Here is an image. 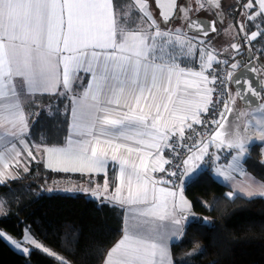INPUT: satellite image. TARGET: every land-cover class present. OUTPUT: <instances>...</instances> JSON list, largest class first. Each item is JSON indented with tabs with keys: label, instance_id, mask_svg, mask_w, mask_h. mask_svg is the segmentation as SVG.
Here are the masks:
<instances>
[{
	"label": "snow or ice",
	"instance_id": "1",
	"mask_svg": "<svg viewBox=\"0 0 264 264\" xmlns=\"http://www.w3.org/2000/svg\"><path fill=\"white\" fill-rule=\"evenodd\" d=\"M156 3L167 22L176 0L166 3L156 0ZM134 4L142 14L139 22L132 4L126 0H117L115 4L114 0H0V113L6 114L0 119L11 125V130L0 131V142L15 137L25 144L23 137L28 132V118L39 115L31 111L25 113V108L30 109L34 102L29 97L37 92L54 91L60 86L64 89L61 94L66 96L82 79L80 73L90 74L87 87L71 101L76 138L69 136L66 147H49L44 151L58 156L63 165L58 170L92 172L105 168L111 152V159L120 164L121 186L127 182L129 202L147 206L138 213L145 219L129 226L122 239L108 251L105 264H173L168 240L181 231V220L188 219L185 213L191 205L182 192L177 202L176 191L157 188L156 184L171 181H157L149 171L164 172L163 165L171 163L162 157L164 149L173 148L169 141L178 135L182 142L186 127L191 129L193 123H203L200 114H208L215 92L209 85H214L217 80L216 76L209 78L205 72L212 68L213 61L217 64L222 61L202 49L200 71L181 67L180 61L194 56L195 48L182 38L179 30L175 34L162 31L146 0H134ZM257 4L258 11L250 12L247 19L254 21L259 17L264 23V0H257ZM214 6L219 7V3ZM243 7L254 9L256 5L253 0H247ZM144 20L148 21L147 26H144ZM198 24V21H192L189 27ZM256 27L259 29V25ZM244 30L241 24L240 31ZM197 31L206 37L209 30L201 26ZM211 31H215V22ZM261 36L264 32L253 31L246 34V40L251 43ZM231 47L239 50L236 44ZM239 63H233L231 68L235 70ZM182 77L192 79H184L182 87ZM226 78L239 86L237 94L241 98L248 92L257 94L253 85L241 77L228 73ZM80 86L83 87L82 83ZM189 89H195V93H190ZM193 95L194 98H188ZM221 103L224 108L219 117L210 121L217 125L211 136L212 142L227 135L222 131L227 120L225 113L231 112L229 104L234 103V98ZM189 120L192 123H187ZM258 131L264 139V127H258ZM234 135L236 139L229 141L227 146L239 151L231 157L228 169L240 168L245 156L239 131ZM201 143L202 147L199 146ZM194 147H198L200 154L189 155L183 162L189 177L200 167L195 161L208 154V143L198 142ZM144 149L148 151L141 155ZM118 153L123 155L118 156ZM134 154L138 163L131 159ZM28 155L32 156L31 151ZM146 156L157 159L151 169ZM215 159L219 160V157ZM2 160L0 154V162ZM189 161L193 162L191 166ZM217 174L225 180L231 178L226 170H218ZM241 174H244L243 170ZM168 175L176 177L178 174L169 172ZM2 176L0 173V183ZM149 185L152 186L151 200ZM259 187L260 192L255 194L264 196V184ZM116 191L120 193L121 188ZM228 196L232 197L233 193ZM168 198H173L171 209ZM0 238H4L3 233ZM24 239L28 241L30 237L26 235ZM11 242L20 247L18 242ZM30 242L40 247L34 240ZM23 251L27 253L29 249L25 247Z\"/></svg>",
	"mask_w": 264,
	"mask_h": 264
},
{
	"label": "trees",
	"instance_id": "2",
	"mask_svg": "<svg viewBox=\"0 0 264 264\" xmlns=\"http://www.w3.org/2000/svg\"><path fill=\"white\" fill-rule=\"evenodd\" d=\"M131 1L126 0L129 4ZM246 1L239 2L241 7ZM238 15L235 7L230 9L233 19ZM255 30L264 32V23L259 17L254 21L247 20V33ZM243 46L246 48V43ZM249 48L254 56H261L264 66V36L249 43ZM246 52L243 51L242 56L247 57ZM63 92L36 94L32 97L31 108H25L26 114L29 111L39 113L28 118L31 143L47 146L66 141L71 98L69 93L62 95ZM244 167L264 181V159L259 142L250 147ZM65 176L92 186L101 185L106 177L104 174L54 171L38 161L19 177L0 184V198L4 201L0 227L20 238L28 226L37 238L65 259L54 258L36 248L26 255L0 238V264L104 262L110 248L122 236L124 209L103 199L97 202L78 192H56L50 188L53 181ZM107 176L115 185L116 170L113 167ZM185 191L192 210L205 215L209 223L188 222L183 236L172 244L174 264H264V196L250 198L234 193L228 184L206 168L186 183ZM229 193L233 196L229 197Z\"/></svg>",
	"mask_w": 264,
	"mask_h": 264
},
{
	"label": "crops",
	"instance_id": "3",
	"mask_svg": "<svg viewBox=\"0 0 264 264\" xmlns=\"http://www.w3.org/2000/svg\"><path fill=\"white\" fill-rule=\"evenodd\" d=\"M238 1H240V0H176L175 8L171 10V17L167 22H165L161 16V8L157 6L156 0H146V2L148 4V9L152 14L153 19H155L157 21V23L159 24L160 29L162 31H167V32H170L173 34H175L177 32V30H179V33L181 34L182 38H185L189 42H191V44H194L193 47L196 50V54L194 56L199 54L200 46L202 45V48H203V46H205V48H207L208 51L212 52L215 55L216 59L219 61H223L217 57V56L221 55V56H230L232 60L235 59V60H238V62H239L240 58H242L241 57L242 52L247 51L246 54H248V51L250 49L249 48V42L246 40V34L247 35L251 34V33H247V31H246L247 20H248L247 16L250 12L258 11V4H257V0H253V3H254V5H256V7L254 9H245L244 7H241V5ZM164 2L166 3L167 0H164ZM205 2L206 3L208 2L210 4V7L206 6ZM217 2L219 3V7L214 6L215 3H217ZM154 3H155V5H154ZM246 3H247V1L245 2V4ZM114 4H115V2H114ZM131 4L133 6L132 11L134 12L135 17L137 18V21L139 22V19L142 16V14L139 13L138 10H136L134 0L131 1ZM201 5H203V7H201ZM234 7H235V10H238V13H239L237 19H233L230 16V9L234 8ZM117 11L119 13V9H117ZM192 21H198L199 24L193 25L190 28L189 24ZM213 22H215V31H211V26H212ZM143 23H144V26H147L148 21L144 20ZM241 24L244 25L245 30L243 32L240 31V25ZM201 26L204 29L209 30L208 35L206 37L203 35V33L201 31H197V28L201 27ZM255 31H259V30H255ZM173 38H174V36H173ZM201 41H203V43H201ZM244 43H246V48H244V46H243ZM232 44L238 45L239 50L233 49L231 47ZM194 56L188 58L186 61L182 59L180 61V66L185 67L187 69H191L193 71H200L201 70L200 59H199V57H197V56L194 57ZM254 62H256V61H254ZM214 63H215V61H213V64ZM232 64L233 63L230 62L229 65L231 66ZM242 68L243 67L238 69V71L234 74V77H241L242 79H244L246 81V83L252 84L253 87L255 88L257 94L254 97H250V94H252V93L248 92L244 96V98H241L240 95L237 94V90H238L239 86L236 83L232 82L231 99H232V95H234V93H235V96H237V98H238L236 105L240 106L242 104H245V102L250 103L249 98L251 100H254L255 103H260L264 99V87H263L262 77H261L259 70L264 72V66L262 65L261 62L257 61L256 64L253 63L250 66L248 72H245ZM252 69H254V70H252ZM208 70L205 72L206 75H209ZM80 76L82 79L80 81H77L76 84H74V86H73V90L71 92H69L71 101L75 96H78L87 87V85L90 81V74L80 73ZM209 78H210V76H209ZM184 79H192V78L182 77L181 78L182 87H183V80ZM81 83H82L83 87L80 86ZM209 86L211 87V85H209ZM60 91H64L62 86L58 87L54 91H49L47 93L52 94V93H57ZM188 91L190 93H193V94L195 93V89H189ZM40 93H42V92H37L34 95L40 94ZM33 96L29 97V99H32ZM181 96L183 98V94H181ZM188 98H194V95L189 96ZM71 108H72V103H71V107H70V120H69L68 137L73 136L74 138H76L74 136V133L76 130L72 128L73 117L71 115ZM202 114L203 113L200 114V117L202 116ZM3 115H6V114L0 113V116H3ZM227 115H226V117H227ZM187 123H192V121L189 120ZM193 125H194V123H193ZM29 129L30 128H29V121H28V132L23 137L25 144H21L19 142V139L15 138V137H8V138H6V140L4 142H0V154H2V156H3V160H2V162H0V173H3V176H2L3 182L2 183L19 177L20 174H22L24 171H28L30 169V166L32 163L38 162V161H42L47 168L54 170V171H61V172H65V173H80V174H86V175L104 174V175H106V177L104 178L102 184L92 186L90 193L94 192V191H100L101 192V199H103L104 201H108V202H111V203H114V204H117V205H120L121 207H123V209H124V228H123V233H122V236L120 237V239H122L125 231L129 228L130 225H134V224L138 223L139 221H141L142 219H145V218L139 217L138 213L145 210V208L147 206L142 205V204H138V203L134 204V203L129 202L127 182L125 181V184L123 186H121L120 180H119L120 164H119L118 160L113 161L111 159V152H109V156L107 158V163H106L105 168L103 170H100L99 172H92V171H88V170H84V171L58 170V169L63 168V165L59 162L58 156L54 153L49 154V153L45 152L44 149L49 148V147H66L68 137H67L66 141L61 145H47V146L37 145V144H33L29 141V137H28ZM5 130H11V125H9L6 120L0 119V131H5ZM175 137L179 138L178 135ZM221 139L224 140L223 144L220 143ZM229 141L230 140L226 136H222L221 138L217 139L215 142H212V141L209 142L208 143V154L211 152H214V151L216 152V151L221 150V149H229V150H232V152H233L232 156L237 155L238 152L236 150L230 149V148H228V146H226ZM128 143H132V142H128ZM203 143H206V142L203 141ZM223 145H225V146H223ZM37 146H39V147H37ZM133 146H135V145H133ZM199 146H202V143ZM219 146H221V147H219ZM196 148H198V147H196ZM167 149L163 150V153H162L163 159H167V154H166ZM29 151H31L32 156L28 155ZM147 151H148V149H144V152H142L141 155H143ZM152 151H153V153L155 152V150H152ZM194 152H195V150L193 151V153ZM247 153L248 152L245 153L244 158L240 162V168L228 169L226 165L217 164L214 168V175L218 179L223 180L226 184H228L234 193H238V194H241L243 196L250 197V198L255 197V196H262V195L255 194V193L260 192L261 189H260L259 185L264 184V181L257 178L256 176H254L252 173L247 171L244 167V161L247 157ZM194 154H196V152ZM117 155L121 156V155H123V153H118ZM189 155L190 154L188 153L186 159L188 158ZM262 156L264 157V151H262ZM131 159L136 160L137 163L139 162L136 154H134L131 157ZM146 160L148 162L149 169H151L153 166H155L157 164V159L155 158V156H153V157H147L146 156ZM191 163L193 164L192 161H189V166H191ZM195 163L199 164L200 162L196 161ZM5 164L7 165V167H5ZM49 164H51V167H49ZM165 165H163L164 168H165ZM112 167L116 170V183H115V185L111 184V180L107 176L109 169ZM204 168H206L205 163H204L203 167L201 168V170H203ZM218 170H226V171L230 172L231 178L228 180H225L222 176L217 174ZM241 170H243V172H244L243 175L241 174ZM161 173L162 172H160V171H155V172L149 171V175L151 177H154L157 181H159V180L166 181L161 176ZM197 173L198 172L196 170V172L194 174H191L190 177L187 176L185 174V166H184V171H183L182 177L179 180V182H177L176 184H169V183L159 184L158 183V184H156V187L157 188L164 187V188H167L169 190L176 191L177 197L175 199L177 202L179 201V196L182 192L184 198L191 205L190 199L186 195L185 186L189 180H191L195 175H197ZM252 181H255V184H253ZM2 183H0V184H2ZM105 183H107V190H105ZM118 187L121 188L120 193H117V191H116ZM151 187L152 186L149 185V189H150L149 199L150 200H151ZM133 190H135V189H133ZM248 193H254V194L249 196ZM117 197H119V200H117ZM120 200H122L124 202L121 203V202H119ZM172 201H173V198H168L169 209H171ZM192 211L193 210H192V205H191V207L187 210L185 215H188V213H190ZM3 213H4V207H1V205H0V216ZM188 222H189L188 219L187 220H181V225H180L181 231L179 233H177L175 236H170V238L168 240V246L170 249L172 260H173L172 244L175 241L179 240L183 236ZM170 228H171V226H170ZM102 264H105V260ZM173 264H174V261H173Z\"/></svg>",
	"mask_w": 264,
	"mask_h": 264
},
{
	"label": "rangeland",
	"instance_id": "4",
	"mask_svg": "<svg viewBox=\"0 0 264 264\" xmlns=\"http://www.w3.org/2000/svg\"><path fill=\"white\" fill-rule=\"evenodd\" d=\"M154 5H155V3H154ZM205 5L210 7V4L208 2L207 3L205 2ZM190 44H191V42H190ZM191 45L194 46V44H191ZM202 49L207 50V48H205V46H203V48H202V45H201L200 50H202ZM199 53H200V51H199ZM196 56L199 57V54ZM196 56H194V57H196ZM217 57L223 61H227V63H226L227 65H229L230 62L231 63H237L238 62V60H235V59L232 60L230 56H221L220 55ZM259 72L261 74L263 87H264V72H262L260 70H259ZM254 96L255 95L250 94V97H254ZM232 98H234V103H231V105H230L231 112L227 113L228 114L227 120L225 123V128L223 129V131L227 133L226 137L230 141H234L236 139L234 134L238 130L240 133V137L242 138L243 143L245 145V153L249 151L250 146H252V144L255 142H259L261 144L262 151H264V139H261L260 131H258V127H264V99L260 103H255L254 100H251L249 98L250 103L245 102V104H242L239 106V105H236L238 98H237V96H235V93H234V95H232ZM258 121L260 122V125L257 124ZM205 142L206 143L211 142V138L205 140ZM221 146H219V147H221ZM223 146H225V145H223ZM195 148H194V150L196 152V155H199L200 153L198 151V148H196V149ZM230 149H234L237 152L239 151V149H237L235 147L230 148ZM194 150L189 152V154L190 155L194 154L195 153V152L193 153ZM222 150H224V149L218 150L216 152L214 151L211 153H213L216 156L218 154V152H221ZM226 150H229V149H226ZM207 153H208V149H207ZM206 157H207V155H204L202 160H197L198 162H200L199 163L200 167L197 169L198 173L201 171V168L203 167L204 163L206 162ZM191 165H192V163H191ZM50 188L56 192H64V193H76V192H78V193L84 194L86 196L87 194H90V190L92 188V185L89 184L88 182H80L75 177L65 176V177L60 178L56 181H53L50 185ZM0 205H1V207H4V201L2 198H0ZM0 233L4 234V239L9 243V245L12 248H14L15 250H17L23 254L27 255L30 253V251L33 248H36L42 252L49 254L50 256H53L54 258H58L61 260L65 259L60 253H58L56 250H54L51 246H49L47 243H45L41 239L37 238L30 231L28 226H26V228L24 230V234L20 238L13 236L10 232H8L6 229H4L2 227H0ZM26 235L30 237V240H34L36 242V244H39L40 247L39 248L35 247V245L32 244L30 242V240L26 241L24 239V237ZM7 238H11V240H9ZM11 241L18 242L20 244V247H16L15 244H13ZM25 247H27L29 249V251L27 253H25L23 251V249ZM44 249H47L48 251L46 252V251H44Z\"/></svg>",
	"mask_w": 264,
	"mask_h": 264
},
{
	"label": "built area",
	"instance_id": "5",
	"mask_svg": "<svg viewBox=\"0 0 264 264\" xmlns=\"http://www.w3.org/2000/svg\"><path fill=\"white\" fill-rule=\"evenodd\" d=\"M264 54V52H263ZM247 56V55H246ZM260 55L253 56V61L260 60ZM244 60V63L239 65L235 70L231 68L230 65H227L225 63H219L216 62L212 65V68L208 70V74L211 78V76H216L217 80L214 85H211V87L215 88V92L212 95L213 104L209 106V112L207 115L204 113L200 117V119L203 121L202 124H194L191 129L186 128L184 133V139L181 142L178 137L172 138L169 143L173 144V148L167 149V159L171 161L170 164L165 165V171L161 173V176L166 181H171L169 184H175L177 183L183 174L184 171V160L186 156L188 155L189 148L192 150L195 148L198 144V142H203L207 139H210L212 134L217 129V125H213L210 123L212 119H216L219 117L220 112L223 110L224 105L221 103V101H228L231 99V86L232 82L228 80L226 77L228 73L235 74L238 69L241 67L247 65L250 63V61L247 60V57L242 56ZM231 103L229 104L230 107ZM227 115V113H225ZM233 155L232 150H222L221 152H218V154L215 156L213 153H210L206 157V169L209 172L214 173L215 165L217 164H223L228 165L230 162V159ZM219 157V160H216L215 157ZM169 172H176L178 175L176 177H170L168 175Z\"/></svg>",
	"mask_w": 264,
	"mask_h": 264
},
{
	"label": "water",
	"instance_id": "6",
	"mask_svg": "<svg viewBox=\"0 0 264 264\" xmlns=\"http://www.w3.org/2000/svg\"><path fill=\"white\" fill-rule=\"evenodd\" d=\"M253 53L252 51H248V54H247V60L250 61V63H248L247 65L243 66V70L245 72H248L249 71V68L250 66L254 63L256 64L257 62H254L252 59H253ZM239 62H241L240 64H243L244 63V60L240 58ZM258 62H261L260 60H258ZM86 198L89 199V200H93V201H100L101 199V192L100 191H94V192H91L90 194H87L86 195ZM188 217V221L192 222V221H195V220H198V222L200 224H208L209 223V219L205 216V215H198L196 212L192 211L190 213H188L187 215ZM193 217L195 219H193ZM200 218H203V219H200Z\"/></svg>",
	"mask_w": 264,
	"mask_h": 264
},
{
	"label": "flooded vegetation",
	"instance_id": "7",
	"mask_svg": "<svg viewBox=\"0 0 264 264\" xmlns=\"http://www.w3.org/2000/svg\"><path fill=\"white\" fill-rule=\"evenodd\" d=\"M241 1V0H240ZM240 1H238V2H240ZM245 4V3H244Z\"/></svg>",
	"mask_w": 264,
	"mask_h": 264
}]
</instances>
